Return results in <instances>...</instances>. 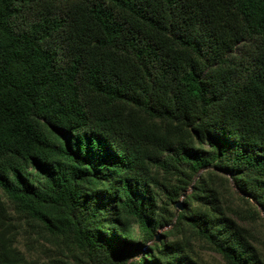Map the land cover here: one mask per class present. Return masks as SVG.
Instances as JSON below:
<instances>
[{
    "label": "trees",
    "instance_id": "16d2710c",
    "mask_svg": "<svg viewBox=\"0 0 264 264\" xmlns=\"http://www.w3.org/2000/svg\"><path fill=\"white\" fill-rule=\"evenodd\" d=\"M259 220L264 0H0V264H264Z\"/></svg>",
    "mask_w": 264,
    "mask_h": 264
},
{
    "label": "rangeland",
    "instance_id": "374dc122",
    "mask_svg": "<svg viewBox=\"0 0 264 264\" xmlns=\"http://www.w3.org/2000/svg\"><path fill=\"white\" fill-rule=\"evenodd\" d=\"M2 198H3L4 202L7 204L8 202H7L3 193H2ZM178 201H183V197H179ZM8 207H9L10 214H12L13 210L11 209V206L9 205ZM172 211L175 212L174 209H172ZM258 222L261 224V226H259V228L264 229L263 228L264 223L261 222L260 220ZM164 230H165V228H158L157 229L156 232L159 235V237L161 236V233ZM262 238L264 239V236ZM15 247L18 250H20L23 254H25L26 257H28V259H33L34 261H36L35 263H37V264H43L44 263L42 253L39 250L37 251L38 248H37L36 242L33 240V238H29V237L27 238L25 235H19L17 240H16ZM132 250H133L132 254H138V247L135 246L132 248ZM27 253H29L30 256H28ZM138 256H139V254H138ZM202 257L211 264H223L221 259L214 253H210V252L202 253Z\"/></svg>",
    "mask_w": 264,
    "mask_h": 264
},
{
    "label": "water",
    "instance_id": "95a60500",
    "mask_svg": "<svg viewBox=\"0 0 264 264\" xmlns=\"http://www.w3.org/2000/svg\"><path fill=\"white\" fill-rule=\"evenodd\" d=\"M183 206H184L183 201H177L175 203V213L177 214L180 211H182L183 210ZM157 239L159 240V235H157Z\"/></svg>",
    "mask_w": 264,
    "mask_h": 264
}]
</instances>
